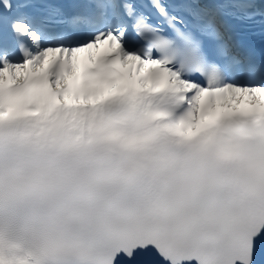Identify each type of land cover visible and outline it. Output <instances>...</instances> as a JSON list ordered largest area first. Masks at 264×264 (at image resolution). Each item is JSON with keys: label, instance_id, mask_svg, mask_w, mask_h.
<instances>
[{"label": "snow or ice", "instance_id": "snow-or-ice-1", "mask_svg": "<svg viewBox=\"0 0 264 264\" xmlns=\"http://www.w3.org/2000/svg\"><path fill=\"white\" fill-rule=\"evenodd\" d=\"M264 0H0V264H264Z\"/></svg>", "mask_w": 264, "mask_h": 264}]
</instances>
